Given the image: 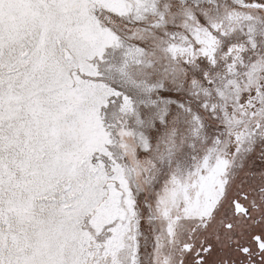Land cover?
I'll use <instances>...</instances> for the list:
<instances>
[{
    "label": "snow or ice",
    "instance_id": "6c2138e0",
    "mask_svg": "<svg viewBox=\"0 0 264 264\" xmlns=\"http://www.w3.org/2000/svg\"><path fill=\"white\" fill-rule=\"evenodd\" d=\"M0 264H264V0H0Z\"/></svg>",
    "mask_w": 264,
    "mask_h": 264
}]
</instances>
